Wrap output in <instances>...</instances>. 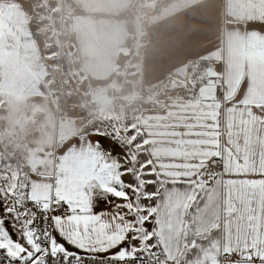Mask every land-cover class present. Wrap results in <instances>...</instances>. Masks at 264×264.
<instances>
[{
    "label": "snow or ice",
    "instance_id": "obj_1",
    "mask_svg": "<svg viewBox=\"0 0 264 264\" xmlns=\"http://www.w3.org/2000/svg\"><path fill=\"white\" fill-rule=\"evenodd\" d=\"M244 27L264 44V10ZM247 49L214 45L160 115L0 170V264H264V59Z\"/></svg>",
    "mask_w": 264,
    "mask_h": 264
},
{
    "label": "crops",
    "instance_id": "obj_2",
    "mask_svg": "<svg viewBox=\"0 0 264 264\" xmlns=\"http://www.w3.org/2000/svg\"><path fill=\"white\" fill-rule=\"evenodd\" d=\"M144 1L64 0L67 64L62 63L63 72L56 75L46 40L34 22L33 1L0 0V93L7 102L0 139L6 140L1 143L5 153L16 149L26 166L97 138V131L87 130L76 113L57 114L47 95L48 78L71 90L77 105L78 92L92 103H102L112 97L116 79L138 52V80L148 91L169 80L187 88L212 63L206 57L218 42L225 47L239 43L242 49L246 43L248 56L264 59V44L250 38L244 27L250 13L264 10L261 0H147L154 7L142 17L135 8ZM183 94L144 112L140 122L166 112ZM11 116L17 120L13 127ZM12 132L18 141L10 147L6 135Z\"/></svg>",
    "mask_w": 264,
    "mask_h": 264
},
{
    "label": "rangeland",
    "instance_id": "obj_3",
    "mask_svg": "<svg viewBox=\"0 0 264 264\" xmlns=\"http://www.w3.org/2000/svg\"><path fill=\"white\" fill-rule=\"evenodd\" d=\"M34 3V22L38 26V31L44 36L47 45V58L54 66L55 74L62 70V63L67 64L65 59L66 31L68 27L67 19L64 15V0H32ZM154 7L153 3L140 2L137 9L140 16H144L147 11ZM143 45L141 41L140 47ZM139 52L133 57L130 66L125 67L116 79L112 97L106 102L92 103L86 96L78 92L80 103L76 109V116L82 120L84 127L88 130L102 131L116 127L131 126L140 123L144 112L158 108L170 97L184 93V85L166 84L156 91L145 90L139 83L137 74V64ZM70 78V77H68ZM71 85L75 82V75L71 76ZM47 80V79H46ZM45 80V81H46ZM57 80V79H56ZM68 80V81H69ZM62 84V83H61ZM7 108L4 95L0 93V131L3 119V109ZM10 126H15L17 120L15 116L9 117ZM6 135V134H5ZM2 134L0 133V137ZM10 138L8 145L14 146L18 139L16 133L6 135ZM1 143L7 144L6 140L0 139V170H16L24 167L17 150L8 148L9 153H5ZM7 146V145H6ZM6 154L8 157H6Z\"/></svg>",
    "mask_w": 264,
    "mask_h": 264
},
{
    "label": "built area",
    "instance_id": "obj_4",
    "mask_svg": "<svg viewBox=\"0 0 264 264\" xmlns=\"http://www.w3.org/2000/svg\"><path fill=\"white\" fill-rule=\"evenodd\" d=\"M191 66H196V62L192 61ZM170 83L176 84L174 80H169ZM47 95L54 100L56 111L59 116H65L75 113L77 99L73 92L66 89L58 80L48 78L46 80Z\"/></svg>",
    "mask_w": 264,
    "mask_h": 264
},
{
    "label": "trees",
    "instance_id": "obj_5",
    "mask_svg": "<svg viewBox=\"0 0 264 264\" xmlns=\"http://www.w3.org/2000/svg\"><path fill=\"white\" fill-rule=\"evenodd\" d=\"M66 35H67V31H66Z\"/></svg>",
    "mask_w": 264,
    "mask_h": 264
}]
</instances>
